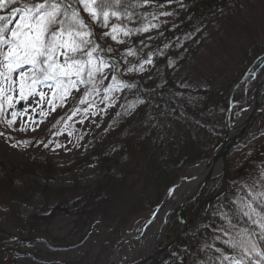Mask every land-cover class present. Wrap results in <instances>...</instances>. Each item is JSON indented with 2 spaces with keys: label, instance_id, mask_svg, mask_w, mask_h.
Instances as JSON below:
<instances>
[{
  "label": "trees",
  "instance_id": "trees-1",
  "mask_svg": "<svg viewBox=\"0 0 264 264\" xmlns=\"http://www.w3.org/2000/svg\"><path fill=\"white\" fill-rule=\"evenodd\" d=\"M172 1L158 8L144 0H107L112 5L108 13L117 16L112 20L116 21L114 27L132 35L129 50L136 53L139 62L134 59L130 63L128 71L133 74L129 78L115 70V81L125 90L119 119L102 137L93 138L87 149L86 162L94 161L106 172L84 192L79 187L55 191L59 196L56 199L52 197L54 191L37 184L20 194L11 179L0 181V187L10 193L0 201V218L7 208L11 209L21 239L28 241L41 234L42 226L61 215L75 220L74 233L81 242L97 227L109 228L111 233L121 228L123 236L129 219L159 207L190 167L212 157L223 143L230 107L234 106L233 116L237 103L245 101L244 106L249 105L247 99L264 80V36L260 41H251V35L246 42L242 39L251 27L264 23L260 21L264 0ZM78 2L63 0V5L73 3L77 9ZM99 3L95 0L93 7L100 23L103 14ZM167 16L176 19L174 28L164 25L161 37L136 41L140 28L150 22L161 23ZM99 26L96 23L91 29L89 42L102 49L105 59L119 61L105 51L106 37ZM234 46L237 57L231 58L232 64L204 74L199 86L180 78L183 66L204 48L211 53L218 49L223 55ZM96 60L104 62L100 57ZM144 65L155 71L147 81L139 80L133 72V68ZM89 71L87 66L84 73L75 75L82 84L83 99L103 82L97 71L96 75L91 72V77ZM58 78L57 82L65 83L67 76ZM58 106L50 126H59L70 116V112L59 113ZM33 162L44 176H52L47 157L38 155ZM226 162L225 176L207 181L198 197L186 205L189 225L184 234L152 264H264V116L253 132L231 147ZM113 168L117 176L109 174ZM34 197L42 201L41 208L31 205ZM205 203L206 210L195 218ZM181 228L178 211L174 210L164 226L162 247L173 241ZM42 235L53 252L70 248L65 239L53 238L47 232ZM10 239L12 236L3 242ZM23 244L15 243V252L23 250ZM25 254L29 263L47 264L48 259L38 256L34 249ZM18 258L16 255L15 263Z\"/></svg>",
  "mask_w": 264,
  "mask_h": 264
},
{
  "label": "rangeland",
  "instance_id": "rangeland-1",
  "mask_svg": "<svg viewBox=\"0 0 264 264\" xmlns=\"http://www.w3.org/2000/svg\"><path fill=\"white\" fill-rule=\"evenodd\" d=\"M144 1L158 8L169 6L173 2L172 0ZM176 2L178 0H175ZM26 3L31 5L40 3V1L23 2V0H17L16 3L9 5L5 2L4 6L0 7V17L9 18V21L5 25L8 29H14L21 22L19 14L12 15V9L23 8ZM87 3L89 6L88 10H85L83 4L79 2L77 7L80 18L88 26V28H84V32L90 33V35H86L84 38L90 41L92 35L91 29L96 27V23L98 26L100 24V30L103 31L102 34L106 37V41L104 40L105 51L108 55L119 57V61L111 57L105 59L102 49L97 44L92 46L91 42H89L87 48V50L95 49L91 64L88 63L86 55L81 53L76 54L75 58L80 60L83 66L82 73L85 72L88 66L93 74L96 75L97 71L101 80H103L102 83L97 84V88L93 93L86 96V99H83V87L75 75H68L62 87L58 86L60 83L56 81L61 79L58 76H64L59 74L60 69L67 68L71 64L70 57L73 54L66 48L58 49L53 57L56 65V80L44 79L43 73L35 71L31 65H25L23 68L9 74L2 66V63H0V105L3 106L2 110H0V133H4L3 136H0V181L11 179L12 186L17 193L25 194L26 188H29L32 184H37L54 191L52 192V197L56 199L59 196L55 191L79 187L80 192H84L83 189L90 186L96 180L101 179L106 172L94 161L86 162L89 158V155L86 154L88 152L87 149L93 138L102 137L104 132L112 124L114 125L115 119L117 117L119 119V110L124 100L125 90L120 83L115 81V70L118 69V72H122L124 77L129 78L133 74L128 71V68L132 67L130 63L134 59L139 62V57L135 55L136 53L132 49L129 50L132 43V35L126 30L123 31L114 27L113 23L116 21L112 20L113 18L117 19V16L113 14H108L107 18L102 16V21L99 23V15L94 10L93 0H87ZM92 11L97 13L95 17L91 15ZM174 21L176 19L167 16L161 23L150 22L147 27L140 28L139 31L141 32L136 41H148L161 37L164 32L163 26L169 24L168 28H174L176 26ZM260 21H264V17ZM0 24H4V21H0ZM249 35L252 37L250 38L251 41L263 40L264 23L251 27L250 31L243 37V42L247 41L245 38H248ZM65 39L68 38L65 37ZM235 47H232L223 55L218 49L214 48L211 53L204 48L183 66L185 70H181L180 78L188 82V84L191 83L199 86L201 77L204 74L216 72L220 66H230L232 64L231 58L237 57V49ZM0 51H6V49H0ZM97 57H100L104 62L100 64L96 60ZM124 57L126 58L125 61H123ZM2 61L3 57L0 56V62ZM40 67H43V65H40ZM19 72L27 74L23 81L19 79ZM133 72H137L136 76L139 80L147 81L153 77L155 71L154 68L144 65L140 69L133 68ZM34 74L39 79L33 84L32 78ZM9 75L11 76V81L5 78ZM230 77L231 75L228 78ZM10 83L12 85L11 90L9 89ZM21 83L24 85V99L20 98ZM254 92L247 99V101H250L248 106H244L245 101L236 104L233 116L232 109L234 106L230 107L228 110L230 111V125L234 126L235 122L242 116V113L249 109ZM6 97H11V99H6ZM78 102L80 103L77 104ZM56 106L61 107L58 110L59 113L66 114L70 112V116L61 122L60 125L57 124L59 126H50L53 117L56 115L54 114ZM263 110L264 103L257 108V113H261ZM13 113L16 114L15 117H13ZM227 116L228 112L226 114V123ZM129 117L131 119L132 115H129ZM13 119L15 122L12 127H8L6 121ZM261 119H256L249 133L255 130ZM38 155L47 157L51 161V164H49L52 165L53 171L51 177L44 176L42 170L35 168L37 166L33 164V160ZM209 164L210 159L190 167L185 172L186 177L177 181L173 188L166 193L159 207L145 213V215L133 217L124 224V226L127 225L129 228L128 231L124 232L123 236L121 228L111 233V229L109 228L97 227L81 242L79 235L74 233L75 220L61 215L50 222L48 226H42L41 234H36L31 237L32 239L26 241L21 239V235H19L17 222L16 220L14 222L12 215L13 211L7 208L0 218V264H32L26 261L24 257L26 255L25 252L28 253L33 249L38 256L48 259V262H45L47 264H106V262L113 264H137L145 260L152 250L162 247L161 238L164 227L161 230L160 236H158V233L162 226L163 217L159 218L157 216L159 220L147 226L154 214L158 210L160 213L161 209L167 205H173L177 199L178 192L183 189V186L199 175L200 171L198 168L206 167ZM109 174L117 176L114 168L109 170ZM6 192L8 191L0 187V201L3 202L10 194ZM192 192L193 190L187 193L184 200ZM33 199L30 201L31 205L41 208L40 203L42 201L38 200L37 197ZM43 232L49 233L53 238L67 240L70 243V248L63 251V248H60L59 251L53 252L47 248V239L42 235ZM10 236H12V239L4 243L3 239H7ZM23 242L24 244L21 247L23 250L15 252V243L20 245ZM121 243H123L122 246L117 249ZM9 248L12 249L11 252H9ZM16 255H19V258L15 263L14 258Z\"/></svg>",
  "mask_w": 264,
  "mask_h": 264
},
{
  "label": "snow or ice",
  "instance_id": "snow-or-ice-1",
  "mask_svg": "<svg viewBox=\"0 0 264 264\" xmlns=\"http://www.w3.org/2000/svg\"><path fill=\"white\" fill-rule=\"evenodd\" d=\"M6 2L12 4L17 0H6ZM4 3L5 0H0V7H3ZM79 3L83 4L85 10H88L87 0H79ZM111 6L107 0H100L98 7L105 18L109 14L107 8ZM17 14L20 15L21 22L14 29H8L5 26L9 18L0 17V21H4V24H0V49H6V51H0V56L3 57V61L0 63L7 73H13L25 65H31L35 71L43 73L44 79H56V65L53 57L60 48H66L73 54L70 57L71 64L67 68H61L60 75H81L83 66L81 61L75 58L77 53L86 55L88 63L91 64L95 49L87 50L89 41L84 37L90 33L84 32V21L80 18L73 3H69L67 6L63 5V0H44L42 3L31 5L26 3L23 8L12 9V15ZM91 15L95 17L97 13L92 11ZM73 66H75V71H73ZM26 75L24 72H19V79L23 81ZM91 75L92 73L89 71V76L91 77ZM5 78L11 81L10 75ZM38 79L39 77L34 74L32 83H36ZM58 86L62 87L63 82L61 81ZM11 87L10 83V90ZM20 98H25L23 83L20 85ZM6 99L10 100L11 97H6ZM2 107L0 105V110ZM15 115L13 113V117ZM14 122V119L6 121L8 127H12ZM3 135L4 133H0V136ZM224 259L227 260L229 257L225 256Z\"/></svg>",
  "mask_w": 264,
  "mask_h": 264
},
{
  "label": "water",
  "instance_id": "water-1",
  "mask_svg": "<svg viewBox=\"0 0 264 264\" xmlns=\"http://www.w3.org/2000/svg\"><path fill=\"white\" fill-rule=\"evenodd\" d=\"M263 96H264V81L258 86L256 91L254 92L253 98L251 100V105L249 107V109H251L254 114H257L258 119H261V117L264 116V110L261 113H257V108L263 103V101H262ZM229 115H230V111H228L227 123H226L227 126H226V132H225L223 143L219 146V148L214 152V154L210 158V164L208 166H206V167L210 168L213 165H215L216 163H218L219 164L218 170H216L215 172H210V171L207 173L202 172V174H201V169H200V174L197 175L195 177V179H193L192 181H189L188 183L185 184L186 186L187 185L193 186L192 187L193 192L185 200L179 201V199H178L176 201V203H174L172 206L168 207L165 215L162 218V226L159 230L158 236L161 235V230L164 227V225L166 224L168 217L171 215V213L177 207H179L177 209V211H178V219L182 225L181 231L179 232L177 237L173 241H171L168 245L152 250L145 260H143L137 264H151L157 257H159L162 254H164L165 252H167L174 244H176V242L184 234V232L186 231V229L189 225V223L186 220V216H185L186 205L198 197L200 191L202 190V188L204 187V185L207 181H209V180H211V179H213L219 175L225 176L226 156H227L228 151L231 149V147L233 145L237 144L243 138H245L249 134L251 128L253 127V124H251V123L247 124L243 127H235L238 120L235 122L234 126L230 125ZM206 206H207V203H205L198 210L195 218L198 217L199 215H201L202 212H204V210L206 209ZM158 213H159V210L154 214L153 218L151 219L150 223L147 226H150L153 223V221H154L155 217H157ZM122 244L123 243H121L117 247V249L120 246H122ZM115 254H116V251H115Z\"/></svg>",
  "mask_w": 264,
  "mask_h": 264
},
{
  "label": "bare ground",
  "instance_id": "bare-ground-1",
  "mask_svg": "<svg viewBox=\"0 0 264 264\" xmlns=\"http://www.w3.org/2000/svg\"><path fill=\"white\" fill-rule=\"evenodd\" d=\"M262 101L264 103V96L262 97ZM256 119H258L257 114H254L251 109H248V110H246L245 112L242 113V116L238 119L237 124H236L235 127H243V126H245L247 124H250V123L251 124H255ZM218 168H219V164L216 163L215 165H213L210 168H208V167H200L198 169H199V171L201 169V174H202V172L203 173H207L209 171L210 172H215L216 170H218ZM192 187L193 186H191V185H187V186L184 185L183 189L178 192L176 201L178 199H179V201L180 200H184V198L187 195V193L192 191ZM176 201L174 203H176ZM169 206H172V205H167L166 207H163L161 209L160 213L157 216H159V218L163 217L165 215L166 210L168 209ZM159 218L155 217L153 223H155L157 220H159Z\"/></svg>",
  "mask_w": 264,
  "mask_h": 264
}]
</instances>
